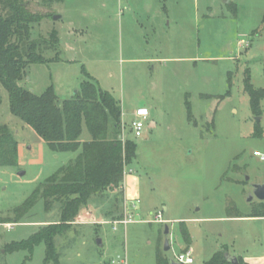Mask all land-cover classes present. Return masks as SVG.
Segmentation results:
<instances>
[{
  "label": "rangeland",
  "instance_id": "obj_1",
  "mask_svg": "<svg viewBox=\"0 0 264 264\" xmlns=\"http://www.w3.org/2000/svg\"><path fill=\"white\" fill-rule=\"evenodd\" d=\"M28 9L41 18L32 38L46 42L40 53L48 63L31 65L21 86L37 95L53 86L62 101L79 91L84 67L124 111H150L141 137L125 134L137 144L126 192L122 185L83 207L55 237L47 264H157L159 254L175 261L191 251L192 264H205L225 250L264 264V219L232 217L237 211L249 216L261 203L253 185L264 184V162L254 156L264 155V98L257 115L244 84L249 70L251 84L264 89V0H64L53 6L32 0ZM0 94V125L19 143L18 164L0 167V264H45L44 244L31 252L18 248L42 228L61 224L60 208L47 210L40 201L24 216L19 208L77 153H53L12 115L1 85ZM89 139L84 128L80 140ZM125 197L139 200L135 222L114 231ZM158 212L164 223L153 222Z\"/></svg>",
  "mask_w": 264,
  "mask_h": 264
},
{
  "label": "trees",
  "instance_id": "obj_2",
  "mask_svg": "<svg viewBox=\"0 0 264 264\" xmlns=\"http://www.w3.org/2000/svg\"><path fill=\"white\" fill-rule=\"evenodd\" d=\"M31 1L0 0V85L8 92L12 115L31 127L53 153H77L73 160L34 189L19 208L20 216H24L40 201L44 202L47 210L54 205L59 206L61 224L42 228L18 248L31 252L44 244L47 264L55 255L54 239L63 233L66 223L73 221L90 201L122 187L126 167L137 157V144L132 140L124 144L119 139L122 108L84 67L86 80L81 83L79 91L62 101L53 86L37 95L20 85L31 65L48 63L40 53V47L46 42L32 38L33 25L38 24L41 18L28 9ZM39 1L45 6H53L64 0ZM57 34H51L56 38L55 48L59 45ZM244 84L253 112L260 115L264 89H256L251 84L249 70ZM187 108L189 119L194 121L190 102ZM84 128L90 139L82 142L80 138ZM18 159L19 143L15 135L7 125H0V167H14ZM232 217L244 216L237 211ZM249 217L264 218V202L253 207ZM181 234L191 245V236L183 224ZM226 252H217L205 264H231L225 258ZM238 261L239 264H247L242 258ZM157 264H170V261L159 254Z\"/></svg>",
  "mask_w": 264,
  "mask_h": 264
},
{
  "label": "built area",
  "instance_id": "obj_3",
  "mask_svg": "<svg viewBox=\"0 0 264 264\" xmlns=\"http://www.w3.org/2000/svg\"><path fill=\"white\" fill-rule=\"evenodd\" d=\"M150 117V111L147 108H139L134 113L132 114V118L130 121H124L122 120V125H121V133L118 136L119 139L122 141V143H126L128 141V138L126 137V132L130 134V136H133L134 138H139L142 136L144 130L148 127L149 125V120L148 118ZM254 156L258 157L261 161L264 162V155L259 152L255 151ZM126 174V172H125ZM126 202V201H125ZM126 211L123 217V220H117L113 223V230H117V226H127L133 222H135L134 219V211L136 209L135 204H128L126 202ZM154 223H164V218H162V213L158 212V214L155 216V220L153 221ZM177 262L181 264H192L194 262L193 257H192V251L187 252V253H182L179 256L176 257L175 259ZM111 264H128L127 259L123 260L121 259V263H118L116 261H112Z\"/></svg>",
  "mask_w": 264,
  "mask_h": 264
},
{
  "label": "water",
  "instance_id": "obj_4",
  "mask_svg": "<svg viewBox=\"0 0 264 264\" xmlns=\"http://www.w3.org/2000/svg\"><path fill=\"white\" fill-rule=\"evenodd\" d=\"M57 19H59V17H54V20H57ZM75 93H77V91ZM260 121H261V118H257V123H260ZM21 175H24V173H21ZM247 180L249 179L247 178ZM253 190H254L253 196L257 198L260 202H264V184L256 183L255 185H253ZM253 196H250V201L254 200ZM168 231L169 229L166 226L165 234L168 235ZM99 244H100V241H99ZM169 249H170L169 240L167 238L164 250L169 251ZM225 258L231 264H239L238 258L230 255L229 253L225 254ZM170 264H181V263L177 262L176 260L175 261L171 260Z\"/></svg>",
  "mask_w": 264,
  "mask_h": 264
},
{
  "label": "crops",
  "instance_id": "obj_5",
  "mask_svg": "<svg viewBox=\"0 0 264 264\" xmlns=\"http://www.w3.org/2000/svg\"><path fill=\"white\" fill-rule=\"evenodd\" d=\"M142 107H144V106H140L139 108H142ZM138 108V109H139ZM144 108H147V107H144ZM137 109H135V110H123V108H122V120H124V121H127V120H125L126 119V116H128L129 117V120L132 118V114L134 113V111H136ZM150 128L151 129H153V128H156V123H151L150 124ZM130 172H132V170L130 171ZM126 174H127V172H126ZM125 174V175H126ZM123 186H124V192H126V186H125V183L123 184ZM125 201L126 202H128V204H130V205H132V204H135V203H138L139 202V200H127L126 199V197H125ZM240 218H250V219H256V218H258V217H256V218H251V217H240ZM240 218H237V219H240ZM258 219H264V218H258ZM193 252V251H192ZM242 258V257H241ZM247 264H249L250 263V260H248V259H245V258H242Z\"/></svg>",
  "mask_w": 264,
  "mask_h": 264
}]
</instances>
